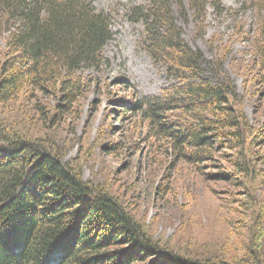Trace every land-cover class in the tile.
I'll return each mask as SVG.
<instances>
[{
  "label": "trees",
  "instance_id": "trees-1",
  "mask_svg": "<svg viewBox=\"0 0 264 264\" xmlns=\"http://www.w3.org/2000/svg\"><path fill=\"white\" fill-rule=\"evenodd\" d=\"M92 3L0 0V105L34 92L57 97L60 114L74 108L86 89L80 72L104 65L102 51L113 35V8L97 11ZM173 4L200 31L208 7L224 11L218 0L116 7L130 24L142 26L137 47L168 81L158 94L134 99L126 111L138 113L150 138L179 162L200 170L214 159L218 165L234 159V172L207 176L213 181L241 180L243 187L256 178L263 184L264 122L257 130L249 127L227 80L199 82L203 58L182 40ZM263 5L264 0L248 2L259 13ZM256 31L260 40L248 45L264 71V19ZM181 117L186 123L176 124ZM5 130L0 126V264H206L161 251L117 200L96 192L54 148L55 154L38 140Z\"/></svg>",
  "mask_w": 264,
  "mask_h": 264
},
{
  "label": "rangeland",
  "instance_id": "rangeland-1",
  "mask_svg": "<svg viewBox=\"0 0 264 264\" xmlns=\"http://www.w3.org/2000/svg\"><path fill=\"white\" fill-rule=\"evenodd\" d=\"M92 1L97 11L113 8V35L102 51L104 65L80 72L86 89L74 108L60 114L57 97L22 94L0 105V126L55 149L96 192L117 200L161 251L206 264H264V183L213 181L207 176L234 172V159L219 165L214 159L200 170L179 162L150 138L138 113L126 111L134 99L156 95L168 83L137 47L142 26L116 12L146 0ZM218 1L223 13L208 7L201 31L189 15L182 20L174 4L173 15L182 40L203 58L199 82L231 83L237 111L257 130L264 122V71L248 42L260 40L264 11L248 8L250 0Z\"/></svg>",
  "mask_w": 264,
  "mask_h": 264
}]
</instances>
